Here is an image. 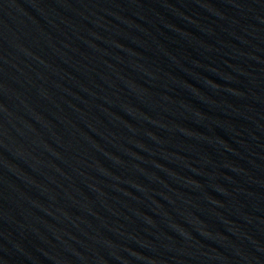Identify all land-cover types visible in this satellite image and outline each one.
Segmentation results:
<instances>
[{
    "label": "water",
    "instance_id": "95a60500",
    "mask_svg": "<svg viewBox=\"0 0 264 264\" xmlns=\"http://www.w3.org/2000/svg\"><path fill=\"white\" fill-rule=\"evenodd\" d=\"M0 264H264V0H0Z\"/></svg>",
    "mask_w": 264,
    "mask_h": 264
}]
</instances>
